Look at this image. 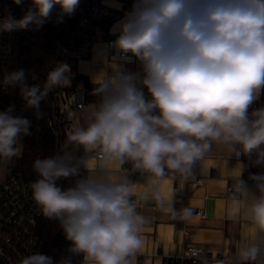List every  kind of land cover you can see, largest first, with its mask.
Returning <instances> with one entry per match:
<instances>
[{"label": "clouds", "instance_id": "obj_1", "mask_svg": "<svg viewBox=\"0 0 264 264\" xmlns=\"http://www.w3.org/2000/svg\"><path fill=\"white\" fill-rule=\"evenodd\" d=\"M79 4L30 0L19 19L6 10L0 34L36 31L53 17L62 23ZM109 6L123 15L109 30L115 39L94 48L100 68L91 75L104 73L91 93L98 99L81 109L59 153L32 164L38 177L29 184L32 200L44 218L58 222L70 242L68 255L55 261L35 252L19 264H77V258L81 264H133L145 223L133 195L189 220L193 209L174 207L175 192L165 193L161 184L168 177H192L214 145L240 164L233 185L237 206L258 233L238 247V262L264 264V172L250 174L249 186L239 162L243 156L264 168V106L252 108L264 92V0H132L127 10L110 0ZM73 75L70 65L56 62L40 87L30 85L19 68L4 73L0 91L18 89L24 111L42 119L41 102L70 86ZM15 111L14 105L0 110L3 162L21 155L22 139L31 135V120ZM81 147L85 156L96 154L104 162L96 175H82L85 156L76 155ZM113 163H130L133 172L151 180L150 191L137 194L127 178L111 179ZM70 178V186L58 183Z\"/></svg>", "mask_w": 264, "mask_h": 264}, {"label": "crops", "instance_id": "obj_2", "mask_svg": "<svg viewBox=\"0 0 264 264\" xmlns=\"http://www.w3.org/2000/svg\"><path fill=\"white\" fill-rule=\"evenodd\" d=\"M102 2L109 6L110 0ZM118 2L124 8V3L120 0ZM107 42L106 39L95 41L91 47L90 57L78 64L79 73L89 88L94 89L98 86L95 82L104 74L100 72L91 75L100 68V65L94 62V48ZM128 67L135 69L136 65ZM87 103L88 108L95 104L89 101ZM255 104L257 106H254ZM261 106H264L262 94L253 103L252 108ZM239 162L246 166L242 179L249 186L252 183L248 180L250 174L264 172V168L252 165L243 156ZM103 164L102 160L94 159L87 154L84 165L87 175L99 173ZM108 171L113 180L127 178L134 185V193L144 194L150 191L151 180L146 179L145 175L133 172L130 163L122 166L117 163L110 164ZM239 172L240 164L236 158L229 159L228 152L223 146L214 145L213 150L194 166L192 177L186 181H182L179 176L164 179L161 189L165 193L175 192L174 207L193 209V215L189 220L173 218L170 213L162 211L151 198L145 201L138 195H133L132 198L138 204L137 212L145 218L140 233L143 246L136 254L133 264H177L173 259L182 254L190 244H196L207 252L220 256L224 264H239L236 256L238 247L242 243L255 241L258 237L257 230L247 219L244 210L237 206L238 194L235 190L229 189L234 185ZM194 177L204 178L203 183L196 184L193 181ZM201 211H204V214H201Z\"/></svg>", "mask_w": 264, "mask_h": 264}, {"label": "built area", "instance_id": "obj_3", "mask_svg": "<svg viewBox=\"0 0 264 264\" xmlns=\"http://www.w3.org/2000/svg\"><path fill=\"white\" fill-rule=\"evenodd\" d=\"M29 3L30 0H24L22 9L27 10ZM4 15L0 3V19ZM120 15V11L102 1L97 2L85 14L78 16V21L66 41L57 62L70 65L74 74L72 84L57 88L50 93L54 97L53 125L61 144H63L62 138L66 139L72 125L79 119L81 109L88 108L86 92L89 86L81 77L78 64L81 60L90 57L91 47L95 41L106 39L109 42L115 39L110 35L109 30ZM12 42V33L0 34V79L6 71H9L13 53ZM34 85L43 87L41 82ZM145 93L147 94V89ZM20 148L21 155L18 157L8 162L0 161V168H3L4 172V178L0 180V264H19L23 257L39 252L40 248L36 231L40 210L31 197L29 184L33 181L22 171L20 159L24 150L23 144ZM90 156L101 160L96 154ZM193 181L200 184L203 183L204 178L194 177ZM229 189L234 190L233 186ZM133 200L137 203L135 199ZM200 213L204 214V211ZM194 250L198 251V256L193 255ZM204 260H207L208 264H216L221 258L196 244H190L182 254L173 259L177 264H203Z\"/></svg>", "mask_w": 264, "mask_h": 264}, {"label": "trees", "instance_id": "obj_4", "mask_svg": "<svg viewBox=\"0 0 264 264\" xmlns=\"http://www.w3.org/2000/svg\"><path fill=\"white\" fill-rule=\"evenodd\" d=\"M102 0H80V4L75 13L70 17H65L62 23H55V17L47 22L42 28L36 31H16L12 33L13 53L10 61L9 71L19 68L26 70L28 83H45L47 71L55 66L61 52L74 29L78 16L85 14L95 3ZM124 3L123 10H127L132 0H120ZM1 7L5 14L10 10L14 18L19 19L26 10L21 5L17 6L13 0H0ZM123 14V11L121 12ZM94 89L89 88L86 92V99L89 102H96L97 97L91 93ZM264 98V92H262ZM53 102L54 97L49 96L41 102V110L45 117L37 119L33 111L29 109L24 111V103L19 95L18 89H10L7 93L0 91V109L4 110L9 105L15 106V115L26 116L31 120V135L22 139L24 146L23 154L20 159L22 171L32 181L38 177L32 169V164L37 158H47L59 153L61 149L60 138L56 134V128L53 125ZM63 142L65 138H62ZM62 142V143H63ZM77 156H85L83 148L76 152ZM86 157V156H85ZM82 175H87V169L84 166ZM75 178L61 180L58 183L64 187L70 186ZM36 231L39 237V252L59 261L62 256L68 255L67 248L69 241L65 239L62 229L58 222L48 220L41 214L37 219ZM82 258H77V264H81Z\"/></svg>", "mask_w": 264, "mask_h": 264}, {"label": "rangeland", "instance_id": "obj_5", "mask_svg": "<svg viewBox=\"0 0 264 264\" xmlns=\"http://www.w3.org/2000/svg\"><path fill=\"white\" fill-rule=\"evenodd\" d=\"M3 178H4L3 168H0V180H3Z\"/></svg>", "mask_w": 264, "mask_h": 264}]
</instances>
